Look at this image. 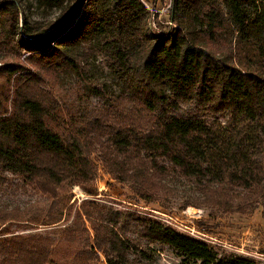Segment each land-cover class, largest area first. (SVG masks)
I'll return each mask as SVG.
<instances>
[{"label": "trees", "instance_id": "trees-1", "mask_svg": "<svg viewBox=\"0 0 264 264\" xmlns=\"http://www.w3.org/2000/svg\"><path fill=\"white\" fill-rule=\"evenodd\" d=\"M28 5L56 10L57 17L31 24ZM170 5L174 27L158 34L150 28L158 16L144 0H0V72L19 73L17 64L4 61L8 45L12 55L25 52L61 75L89 81L100 80L102 56L119 87L109 106L116 110L85 115L68 133L60 110L34 96L18 98L16 109L0 116V169L56 189L41 188L51 201L44 219L0 210V236L16 222L66 223L63 240L80 245L66 264H100L99 254L104 264H158L154 246L172 250L180 264H257L160 221L94 201L76 206L71 195L57 192L77 186L97 195L96 150L107 173L146 205L174 197L178 191L168 180L176 176L215 198L227 187L264 188V0ZM198 108L228 117L226 131L207 124ZM132 227L135 238L128 236ZM55 244L41 235L0 239V264H53Z\"/></svg>", "mask_w": 264, "mask_h": 264}, {"label": "rangeland", "instance_id": "rangeland-1", "mask_svg": "<svg viewBox=\"0 0 264 264\" xmlns=\"http://www.w3.org/2000/svg\"><path fill=\"white\" fill-rule=\"evenodd\" d=\"M144 2L152 14L158 16L150 21L152 31L162 34L174 27L170 17L171 0ZM25 12L31 24L37 22L43 25L57 17L56 10L38 9L32 5L26 6ZM10 46L4 53V61L13 62L20 69L14 76L5 75L3 70L0 72V116L15 110L18 98L34 96L43 101L49 110H60L61 129L68 133L83 124L81 118L85 115L117 109V106H109L118 95V83L109 74L108 62L102 56L96 61L101 72L100 80L89 81L73 75H61L25 52L12 55L7 52ZM198 109L207 124L221 132L226 131L223 127L228 117H211L204 108ZM91 159L97 169L94 181L97 195L89 196L77 186L57 189L61 195L72 196L70 203L75 202L78 206L85 200L94 201L102 208L121 214L160 221L181 234L213 246L221 254L240 256L264 264V188L242 191L227 187L217 190L216 198L220 200V204H217L216 198L209 193L205 196V190H200L196 182L176 176L168 180L178 191L174 197L146 205L141 200L137 201L129 185L117 182L107 173L99 160V151H93ZM260 160L264 163V158ZM41 188L56 190L43 180H36L35 184L29 185L0 169V210L18 209L23 220L44 219L51 201L48 195L41 192ZM74 213L75 208L72 217ZM65 225L44 227L38 223L30 228L27 223L16 222L8 228L10 234H3L0 239L21 235L52 237L56 240L53 264H66L80 245L63 240L65 234L61 231ZM85 226L90 228L87 223ZM133 232L134 228H129L128 236L135 238ZM91 234L90 238L93 239ZM154 250L158 264H180V259L172 250L159 246H154ZM99 255L100 264H104L103 255Z\"/></svg>", "mask_w": 264, "mask_h": 264}]
</instances>
